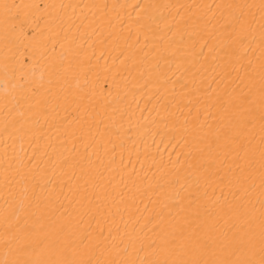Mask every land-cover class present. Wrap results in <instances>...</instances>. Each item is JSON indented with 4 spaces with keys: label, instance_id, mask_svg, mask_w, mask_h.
I'll return each instance as SVG.
<instances>
[{
    "label": "bare ground",
    "instance_id": "6f19581e",
    "mask_svg": "<svg viewBox=\"0 0 264 264\" xmlns=\"http://www.w3.org/2000/svg\"><path fill=\"white\" fill-rule=\"evenodd\" d=\"M0 264H264V0H0Z\"/></svg>",
    "mask_w": 264,
    "mask_h": 264
}]
</instances>
